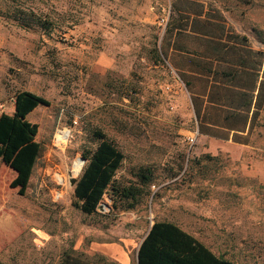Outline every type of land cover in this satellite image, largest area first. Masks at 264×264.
<instances>
[{
	"label": "rangeland",
	"instance_id": "rangeland-1",
	"mask_svg": "<svg viewBox=\"0 0 264 264\" xmlns=\"http://www.w3.org/2000/svg\"><path fill=\"white\" fill-rule=\"evenodd\" d=\"M174 7L202 10L264 50V0H0V113L13 112L18 91L48 100L27 115L42 151L24 195L0 163L5 263L58 264L70 251L118 264L98 251L109 246L135 263L144 233L166 220L235 262L264 264V106L247 143L200 129L161 49ZM64 127L71 134L58 146ZM96 130L124 155L115 183L139 185L138 173L152 172L134 208L112 207L106 193L85 214L74 185L57 179L95 147Z\"/></svg>",
	"mask_w": 264,
	"mask_h": 264
},
{
	"label": "trees",
	"instance_id": "trees-1",
	"mask_svg": "<svg viewBox=\"0 0 264 264\" xmlns=\"http://www.w3.org/2000/svg\"><path fill=\"white\" fill-rule=\"evenodd\" d=\"M161 49L187 88L200 129L247 143L264 106V50L254 49L244 35L211 19L202 10L174 7L161 38ZM155 59L164 61L157 48ZM48 100L28 90L14 96L12 113H0V163L15 173L10 186L24 195L42 147L38 126L27 115ZM98 140L82 156L85 164L73 187V206L93 214L107 193L112 207L134 208L152 172L138 173L139 185L115 183L124 159L122 151L100 130ZM127 204V205H126ZM137 256L139 264H240L208 246L177 224L154 220L145 232ZM144 233V234H145ZM142 236V237H143ZM109 263L104 255L90 261L83 254L65 251L58 264ZM0 264L2 261L0 260Z\"/></svg>",
	"mask_w": 264,
	"mask_h": 264
},
{
	"label": "crops",
	"instance_id": "crops-1",
	"mask_svg": "<svg viewBox=\"0 0 264 264\" xmlns=\"http://www.w3.org/2000/svg\"><path fill=\"white\" fill-rule=\"evenodd\" d=\"M8 167V166H7ZM15 176V175H14ZM146 235V233L144 234V236ZM144 236L141 238V240L139 241L137 247H136V259L138 258L137 256V252H138V248H139V245L142 241V239L144 238ZM193 237H195L196 239H198L199 241H201L202 243H204L199 237H197L196 235L192 234ZM205 244V243H204ZM206 245V244H205ZM208 246V245H206ZM209 247V246H208ZM113 249L114 248V251H110L109 249ZM209 249L215 253L216 255L218 254L217 252H215V250H213L211 247H209ZM98 251L101 252V253H104V254H107L108 256H111V257H115L117 259V263L118 264H139L138 263V259L136 260L135 263L131 262V260H129V257L127 255V253L122 250V249H119L117 246L115 247H99L98 248ZM2 261V264H15L14 261H10L9 263H5V261H3L2 259H0ZM89 264H98V263H94V262H90Z\"/></svg>",
	"mask_w": 264,
	"mask_h": 264
},
{
	"label": "built area",
	"instance_id": "built-area-1",
	"mask_svg": "<svg viewBox=\"0 0 264 264\" xmlns=\"http://www.w3.org/2000/svg\"><path fill=\"white\" fill-rule=\"evenodd\" d=\"M162 22H166V19L162 18L161 19ZM73 122H76V121H73ZM63 130H66L67 133L63 132L65 134V136L61 135L59 138L58 137H55V144L58 145V146H61L63 144L66 143V141L68 140L70 134H71V130L67 127H64L62 128ZM191 141H193V139L191 138L190 139ZM68 177V174L66 176H63V179H67Z\"/></svg>",
	"mask_w": 264,
	"mask_h": 264
},
{
	"label": "bare ground",
	"instance_id": "bare-ground-1",
	"mask_svg": "<svg viewBox=\"0 0 264 264\" xmlns=\"http://www.w3.org/2000/svg\"><path fill=\"white\" fill-rule=\"evenodd\" d=\"M63 132L67 133L66 130H62V131H60V132L58 133L57 137L59 138L61 135L65 136V134H64ZM82 163H83V160H82L81 158L78 159V160H76V161L74 162L73 166H72L71 173H72V174H74V173H76V172L78 173L79 170L81 169V167H83ZM80 172H81V171H80ZM80 172H79V173H80Z\"/></svg>",
	"mask_w": 264,
	"mask_h": 264
},
{
	"label": "water",
	"instance_id": "water-1",
	"mask_svg": "<svg viewBox=\"0 0 264 264\" xmlns=\"http://www.w3.org/2000/svg\"><path fill=\"white\" fill-rule=\"evenodd\" d=\"M81 159L84 161L83 158H81ZM81 168H82V167H81ZM80 170H82V169H80ZM80 170H79V172H80ZM79 172H78V173H79ZM57 179L59 180L60 183H62V182L64 181V179H63V175H62L61 173H58V174H57ZM67 180L69 181L70 185H74L75 182H76V180H77V178H76V177H73V176H72V173H68ZM137 259H138V258H137Z\"/></svg>",
	"mask_w": 264,
	"mask_h": 264
}]
</instances>
